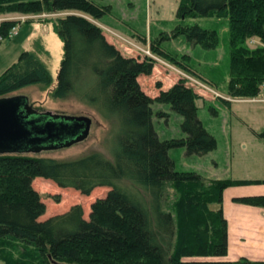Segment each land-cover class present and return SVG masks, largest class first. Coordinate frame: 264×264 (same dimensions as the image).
<instances>
[{
	"label": "trees",
	"instance_id": "obj_1",
	"mask_svg": "<svg viewBox=\"0 0 264 264\" xmlns=\"http://www.w3.org/2000/svg\"><path fill=\"white\" fill-rule=\"evenodd\" d=\"M41 12L66 13L52 24L62 43L55 84L39 52H22L0 75V99L28 86L51 88L48 95L63 98L87 82L77 95L116 127L117 147L112 160L99 153L62 161L0 155V244L10 245L17 254L13 261L6 258L5 264H24L23 260L31 264H264L218 258L227 253L223 191L261 182L206 181L195 172L176 171L168 154L184 147L189 155L203 156L216 148L215 139L197 118L194 91L180 80L154 99L145 95L137 80L151 74L152 64L122 56L106 40L94 22L107 14V8L95 0H0V16ZM178 14L225 21L228 95L237 100L256 97L264 88V0H180ZM14 25L11 20L0 21V42ZM178 36L207 50L218 43L216 30L198 25L176 27L173 37ZM252 38L261 46L250 50L245 45ZM153 102L169 105L181 116L183 138L159 140L152 124ZM35 178L81 195L97 187L110 190L93 203L88 218L74 205L39 220L44 205L31 186ZM122 181L130 187H122ZM234 201L264 208V195Z\"/></svg>",
	"mask_w": 264,
	"mask_h": 264
},
{
	"label": "rangeland",
	"instance_id": "obj_2",
	"mask_svg": "<svg viewBox=\"0 0 264 264\" xmlns=\"http://www.w3.org/2000/svg\"><path fill=\"white\" fill-rule=\"evenodd\" d=\"M179 2L95 0L98 6L107 8V14L94 23L122 56L152 64L151 74L139 76L137 80L145 95L154 99L161 91L170 89L182 80L198 96L195 104L197 118L215 139L216 148L203 156L189 155L184 147L170 149L168 154L176 171L195 172L206 181H264V88L256 97L247 100H237L228 95L230 68L225 21L215 16L190 18L179 15ZM65 14L41 12L0 16V21L11 20L15 23L8 38L0 42V75L16 61L20 53L39 52L38 58L46 67L54 85L62 56V43L54 33L52 24L54 19ZM192 25L209 31L216 30L217 45L207 50L189 44L183 36L173 37L176 27ZM245 46L253 50L261 46V43L252 38ZM85 83L63 98L48 95L51 88L45 91L40 86H28L15 92V96L26 97L30 106L39 112L91 120L86 141L62 150L39 153V157L62 161L99 153L109 160L113 159V151L117 147V129L111 121L105 120L93 108L80 101L77 94L82 92L83 86L87 85ZM151 109L152 124L159 140L184 137L180 128L182 118L169 105L153 102ZM45 121L42 119V122ZM53 123L65 125L61 121ZM66 137L62 135L61 139ZM30 145L31 142L0 144V151L16 153ZM120 185L130 187L126 181ZM31 186L44 205L39 220L62 213L74 205L80 206L83 217L88 218L93 203L104 198L110 190L108 187H97L89 195H81L73 189L58 188L51 181L41 178L32 180ZM248 188L264 186L252 185ZM135 189L141 191L142 188L136 186ZM173 198L171 192L169 200ZM209 207L216 209L217 206ZM16 256V249L6 243L0 244V264H5L6 258L13 261ZM23 261L24 264H31L30 261Z\"/></svg>",
	"mask_w": 264,
	"mask_h": 264
},
{
	"label": "water",
	"instance_id": "obj_3",
	"mask_svg": "<svg viewBox=\"0 0 264 264\" xmlns=\"http://www.w3.org/2000/svg\"><path fill=\"white\" fill-rule=\"evenodd\" d=\"M45 119V122H42ZM53 121L64 122L58 126ZM91 120L50 112L38 113L28 105L24 96L0 99V144L31 142L16 153L0 151V155H38L42 152L65 149L85 140L90 132ZM66 135L65 139H61ZM33 139V140H32Z\"/></svg>",
	"mask_w": 264,
	"mask_h": 264
},
{
	"label": "crops",
	"instance_id": "obj_4",
	"mask_svg": "<svg viewBox=\"0 0 264 264\" xmlns=\"http://www.w3.org/2000/svg\"><path fill=\"white\" fill-rule=\"evenodd\" d=\"M260 182L229 187L223 191L221 208L227 223V253L223 260L246 258L264 261V208L234 201L241 197L263 196L264 188H248L252 185L264 186V181Z\"/></svg>",
	"mask_w": 264,
	"mask_h": 264
},
{
	"label": "flooded vegetation",
	"instance_id": "obj_5",
	"mask_svg": "<svg viewBox=\"0 0 264 264\" xmlns=\"http://www.w3.org/2000/svg\"><path fill=\"white\" fill-rule=\"evenodd\" d=\"M27 101H28V99H27ZM28 105L30 106V104H29V102H28ZM31 107V106H30ZM32 108V107H31ZM33 109V108H32ZM35 111H37V110H35ZM38 113H40L39 111H37ZM90 128H91V125H90ZM89 136V135H88ZM88 138V137H87ZM87 138L85 139V140H83V141H86L87 140ZM82 141V142H83ZM81 143V142H80ZM78 144V143H77ZM59 150H62V149H59ZM56 151H58V150H56Z\"/></svg>",
	"mask_w": 264,
	"mask_h": 264
},
{
	"label": "built area",
	"instance_id": "obj_6",
	"mask_svg": "<svg viewBox=\"0 0 264 264\" xmlns=\"http://www.w3.org/2000/svg\"><path fill=\"white\" fill-rule=\"evenodd\" d=\"M263 102H264V100H263Z\"/></svg>",
	"mask_w": 264,
	"mask_h": 264
}]
</instances>
